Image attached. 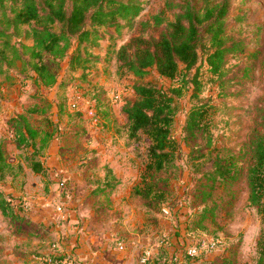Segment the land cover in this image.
Wrapping results in <instances>:
<instances>
[{
    "label": "rangeland",
    "instance_id": "1",
    "mask_svg": "<svg viewBox=\"0 0 264 264\" xmlns=\"http://www.w3.org/2000/svg\"><path fill=\"white\" fill-rule=\"evenodd\" d=\"M234 1V15L246 14L247 19L242 24L233 23L231 34L235 39L247 42L248 47L245 53H238L230 58L225 74L227 81L224 85V90L229 95L219 96L217 86L211 83L215 78L202 67L201 78L204 82V90L199 98L191 100L187 93L177 100L178 111L173 127V135L179 145L176 167L171 168L168 173L158 175L161 179L160 185L167 190L164 207L133 193L135 185L141 181V173L147 162V141L144 138L138 142L133 141L129 139L125 130L119 138L113 139L108 134L112 124L108 129L105 123L107 129L104 128L106 131L98 137L101 138V144L107 142L134 146L135 157L127 153L123 154L122 159H126L119 163L121 174L126 176L125 180L123 178L118 180L119 177H116L113 179L116 181L102 183L103 180H100L103 178L102 174L112 168L106 166L105 169L104 165L98 167V156L95 152L94 174L89 175L87 169H83L87 164L85 162L75 165L74 169L83 173V176L73 184L74 197L71 195L69 200L62 202L56 196L50 208L57 213L55 214L57 216L50 219L41 217L27 202L42 197L50 199L49 195H55L57 192L54 191V183L51 179L44 183V179L31 170L27 159L30 157L29 151L17 146L11 136L9 119L13 112L19 113L25 106H28V110L34 109V105L40 106L43 114L35 112V115L31 116V122L38 128L42 138L44 132L51 128L42 115L46 113L50 115L53 107H56L55 104L48 105V103L51 100L56 102L57 99L59 102H65L68 95L63 125L68 126L77 118L78 126L66 129L69 130L68 132L59 131L58 137L59 146L63 149L59 154L68 162L67 166L72 167L74 161L84 160L83 152L79 153L77 158L68 150L80 148L88 140L86 135L76 137L73 134L74 131L85 129L86 120L98 124V115L103 118L108 113L111 119L116 118L122 131L124 123H127V120L123 119V104L125 99H134L132 84H154L169 88L172 85L170 79L160 76L156 70H151L144 78L121 76L117 72L114 53H111L112 59H107L112 42L108 36L101 41V46L97 49L100 62L88 77L80 78L79 72L69 73L67 63L65 61L61 63L58 68L59 76L67 85L64 90L56 92L57 99L55 92L41 93L38 90L39 85L31 78L25 79L23 75L18 74L17 68L10 70L11 78L0 75V145L3 147L6 161L13 164L10 173L8 172L4 179H0V189L16 203H20L32 219L31 222H21L16 218L10 219L11 216L4 218L0 211L2 264H56L45 261V257L36 258L38 253L42 255L41 253L52 252L56 256L63 257L58 259L59 264H67L69 258L78 260L74 248L79 244L83 234L88 231L98 237L96 244L108 242L109 248L119 253L122 252L119 249L120 242L130 241L137 235L141 236V239L143 238L148 244L143 246V251H139L138 254L147 257L146 260L143 258V264H147V260L154 256L158 246L157 241L174 236L176 228L183 234L190 235L192 240L186 241L180 238L179 248L174 243L177 249L174 250L171 259L169 258L170 264H185V261H181L184 251L187 246L194 243L193 239L201 237L211 241L218 239L219 242L214 247L202 249L205 259L199 264H257V240L262 225L257 208L249 202L250 192L247 185L249 162L245 159L236 161L237 166L242 169L239 180L231 186L217 183L218 187L211 192V197L206 201L202 200L205 195L203 190L209 188L207 174L213 170L216 156L225 157L232 152L240 151L243 147L248 148L259 120L257 108L264 106V0ZM9 2L6 1L7 4ZM165 3L166 0H145V10L137 18V26L132 31L123 30L118 35L114 29H111L116 36L113 41L116 48L126 43L132 36L140 34L142 31L139 22L149 20L160 10L165 9L166 15L172 18V11L166 10ZM22 40L21 36L13 38V42L17 43ZM27 43L32 42L27 41ZM117 94L120 98L115 102L113 96ZM43 96L47 99L42 98ZM208 100L214 105L211 146H207L201 133H198L194 139L185 141L183 126L191 104ZM73 102L76 103V107H69ZM92 110L96 111L97 120L91 115ZM84 113L86 119L80 118ZM95 134L97 135V132ZM38 144L41 145L40 142ZM40 155L41 150L37 158ZM60 182L57 183L58 187H61ZM58 204L62 205V212L58 211ZM139 206L144 210H139ZM204 206L213 208L214 216L209 213L207 218H203L201 211ZM162 208L167 209L168 213ZM142 221H145L143 228L140 227ZM18 226L25 229L19 231ZM185 230L189 231L188 234ZM106 233L110 235L108 239L105 238ZM67 245H73L69 248V252H65ZM147 251H151V255L147 256ZM34 252L37 254L34 255Z\"/></svg>",
    "mask_w": 264,
    "mask_h": 264
},
{
    "label": "trees",
    "instance_id": "2",
    "mask_svg": "<svg viewBox=\"0 0 264 264\" xmlns=\"http://www.w3.org/2000/svg\"><path fill=\"white\" fill-rule=\"evenodd\" d=\"M6 1H10L9 4ZM234 4V0H166L165 8L172 11V18L166 15L165 9L160 10L149 20L139 22L140 34L116 48L113 42L116 36L111 29L118 35L123 30L132 31L145 10V0H0V75L11 78L10 70L17 68V73L25 79L31 78L46 88L56 87L59 93L67 85L59 76L61 63H67L69 73L79 72L80 78L87 77L100 62L97 49L108 36L112 42L107 59H112L114 53L121 76L144 78L151 70H156L160 76L170 79L169 88L133 83L134 99H125L122 107L127 116L129 139L138 142L144 138L148 144L147 162L133 193L164 207L167 190L160 185L158 175L176 167L179 145L173 127L177 100L187 93L191 100L199 98L204 90L202 67L215 78L211 83L217 86L219 96L229 95L224 85L230 58L245 53L248 47L247 42L231 34L233 23L242 24L247 19L246 14L234 15ZM18 36L23 40L13 42ZM66 98L59 103L61 112L68 105V95ZM213 110L210 100L191 104L183 126L185 141L201 133L207 146H211ZM257 111L259 120L248 148L243 147L225 157L216 156L213 170L207 174L209 188L203 190L202 200L211 197L217 183L231 186L239 180L242 169L236 161L249 162V202L257 208L262 225L257 240V264H264V106H259ZM9 124L17 146L29 151L27 159L32 171L44 175L41 160L44 141L38 144L39 130L24 114L11 116ZM12 168L13 164L6 161L0 145V179ZM212 210L204 206L202 217L207 218L209 213L214 216ZM0 211L4 218L11 216L10 219L28 222L24 207L1 189ZM18 230L23 231L20 226ZM185 237L192 240L190 235ZM197 239H193L192 245L203 238ZM167 253L159 249L158 255L165 257ZM49 258L51 262L63 259L56 255ZM183 258L186 264H199L205 259V253L190 257L185 250ZM73 264L79 263L75 260Z\"/></svg>",
    "mask_w": 264,
    "mask_h": 264
},
{
    "label": "crops",
    "instance_id": "3",
    "mask_svg": "<svg viewBox=\"0 0 264 264\" xmlns=\"http://www.w3.org/2000/svg\"><path fill=\"white\" fill-rule=\"evenodd\" d=\"M90 71L92 74L93 68ZM38 87H39L38 90L41 91V93L47 94L50 92L51 93L55 92L56 99L58 98L56 94L57 92L56 87L46 88L43 85H39ZM49 97H51L50 94H49ZM42 98L47 99L45 98V96H43ZM59 103L60 102L58 99L56 100V102L51 100L48 103V105L55 104L56 107H53V111L50 115L46 113L44 114V116L42 115V117L45 119L46 123L50 125L52 130L51 128L50 130L48 129L47 131L44 132V135L42 138L39 136L37 139L38 143L39 142L41 143L42 140L44 141L41 160L43 162L45 171H44V175H39V176H41L44 179V183L47 181H50L51 179V181L54 183V191H56L57 193L55 195H49L50 199H46V198L43 199L42 197L40 199L35 198L31 200L30 203L27 202V204L32 205V208L35 209L34 211H36L38 215H40L41 217L44 216L48 219L57 216L55 215L57 213H54V210L50 208L53 200L55 201L56 196H58V198L62 200V202H65L66 200L70 199V197L66 198L65 194L62 192L63 189L61 187H58L59 181L67 180L69 182L72 188L71 197H74V192H73L74 185L73 184L74 182L79 181L80 178L83 176V173H80L79 171H76L74 169L75 165H77L78 163H83V162L87 163L83 167V169L84 170L87 169L88 174L93 175L94 170H95L94 167L96 165V164H93V158L96 152V155L98 156V159H97L98 167L100 165L101 166L104 165L103 167L105 169H107L106 166L108 168L111 167L112 169H114V170L112 169L107 170L106 173L102 174L103 178L100 179V180H103L102 183H110L113 179H116V177H119L118 180H120V178H123L125 180L126 178L125 175L121 174V171L119 169V163L123 162L124 159H126V158L122 159V155L127 153L129 156L135 157V153L133 152L134 146L128 147L121 143L120 144H117V143L111 144L107 142L103 144L100 143L101 138H98L99 135L104 133L106 131L105 129L107 128L109 129L110 124H112V129L108 134L113 139L119 138L120 134H123V130L127 132L126 122L124 123L122 131H121L120 130L121 128H119V124L116 118L111 119V115L106 113V116L103 118L100 115H98L99 116L98 124L97 122H90V120L88 119L85 122V129L78 130V131H81V133L80 132L78 133V131L76 132L74 131L73 134L76 137L81 136V135H86L88 136L87 138L88 140L83 143L82 147L80 148L75 147V148H71L68 150V152H73V154H75L77 158L79 157V153L83 152L84 160H82L81 162L74 161V164L72 167L67 166L68 162L66 160H63L61 154H59V152L63 150L62 147L59 146V137H58L60 136L59 131H61V133H64V131L68 132L69 130H66V129H73L72 128L73 126H78V123H77L78 120L77 118H75V120H72L68 124V126L63 125L64 122L62 120L65 114L64 112H66L67 110V107L66 109H64V111L61 112L59 111L60 110ZM34 107H35L34 109L28 110V106H25L23 109H21L19 113L13 112L12 116L24 114V115H27L29 121L31 122V116L35 112L43 114V110L40 111L41 109L40 106L34 105ZM85 115L86 114L84 113L83 115L80 116V118L86 119ZM123 119L127 120V116L125 113L123 115ZM105 123L107 124V126L105 125ZM32 126L34 125L32 124ZM105 126L107 128H105ZM35 128L38 129L37 127ZM101 128L103 129L105 128V129L101 130ZM96 132H97V135L95 134ZM47 135H50V136L47 137ZM127 136H128V133H127ZM113 181H116V180H113ZM164 209L165 208H162V210ZM139 210H144V209L141 206H139ZM27 220L28 222L32 221V219L29 216ZM144 225H145V221H142V225L140 227L143 228ZM109 236H110L109 233L105 234V238ZM96 238L98 237L95 235H92L91 231L85 232L83 234L82 238L79 241V244L74 248V252H76V254L78 255L77 257L78 260L76 261L79 264H143L144 262L143 258L145 257H141V255H139L138 252L139 251L142 252L143 246H146L148 243L145 240H143V238L141 239V236L137 235L134 239L130 241L123 240L122 242H124L125 244V249L122 250V252L120 253L116 251L115 249H110L108 246V242L103 241L104 244H102V242L96 244ZM180 238L181 239L183 238L186 241L189 240L188 238L185 237V234L179 233V229L176 228L174 232V236H168L166 239L163 238L162 240L160 239V241L158 240L157 241L158 244H156L158 246H156L154 256L153 258H151L152 260L151 259L149 261L147 260V264H166V261L170 263V259H171L170 257L174 255L173 254L174 250L180 247V241H181ZM59 239L62 240L63 238L59 237ZM97 241L100 242L101 240H97ZM182 242L184 243V241ZM174 243L177 244L176 246L177 248H175ZM190 246H187V248ZM72 247L73 245L72 246L67 245L65 252H69L70 251L69 248H72ZM159 249L166 250L168 252L167 255L165 257H160L158 255ZM148 252H150V255H151L152 252L151 251H148ZM34 253H35L34 255L37 254L36 252ZM41 254L42 255L38 253L36 258L45 257V261H49L50 258L47 259L49 256L55 255L54 252L48 253V254H43V253ZM182 260L184 261V258L183 259L181 258V261Z\"/></svg>",
    "mask_w": 264,
    "mask_h": 264
},
{
    "label": "built area",
    "instance_id": "4",
    "mask_svg": "<svg viewBox=\"0 0 264 264\" xmlns=\"http://www.w3.org/2000/svg\"><path fill=\"white\" fill-rule=\"evenodd\" d=\"M113 98H114V101L117 102L119 100L120 96H119V94H117V95H114ZM71 106L76 107V103H74V102L71 103L69 107H71ZM91 115L95 118V120L98 119L97 113H96L95 110H92L91 111ZM60 185H61V188L63 189L62 192L65 194V197L66 198H69L71 196V193H72V188H71L69 182L67 180H62L60 182ZM57 209H58V211L62 212L63 211L62 205L61 204H58ZM164 212L165 213H168V210L167 209H164ZM218 242H219L218 239L216 241H214V240L211 241L209 239H205L204 238L201 241H198L197 244L192 245V246L186 248V252H187V254L190 257H195V256L199 255L202 252V249L209 248V247H214ZM119 249L120 250H124L125 249L124 242H120L119 243ZM146 255L147 256L150 255V252L147 251L146 252ZM146 258H145V260H146ZM74 261H75L74 258H69V260L67 261V264H73ZM54 262H56V264H58L59 261L58 262L57 261H54ZM191 264H195V263L193 262Z\"/></svg>",
    "mask_w": 264,
    "mask_h": 264
}]
</instances>
